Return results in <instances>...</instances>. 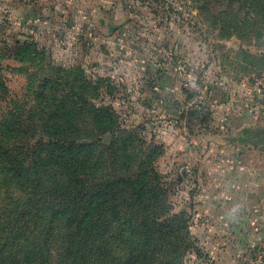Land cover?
<instances>
[{"label": "rangeland", "instance_id": "374dc122", "mask_svg": "<svg viewBox=\"0 0 264 264\" xmlns=\"http://www.w3.org/2000/svg\"><path fill=\"white\" fill-rule=\"evenodd\" d=\"M210 6L0 0V145L35 150L49 141L41 132L18 131L36 116L37 87L46 78L62 80L58 94L64 84L97 90L102 97L93 104L112 108L114 124L126 129L120 134L144 142L134 145L132 166L118 152V174L135 173L137 158L154 150L163 199L153 210L170 208L183 221L174 235L185 236L188 226L185 263L264 264V37L252 33L258 27L245 35L238 27L241 20L259 24L256 14ZM0 180V239L13 241L11 197L29 195L19 181ZM57 184L51 176L43 182L64 197ZM62 230L58 224L54 233ZM157 246L164 264L170 253L161 241Z\"/></svg>", "mask_w": 264, "mask_h": 264}, {"label": "trees", "instance_id": "16d2710c", "mask_svg": "<svg viewBox=\"0 0 264 264\" xmlns=\"http://www.w3.org/2000/svg\"><path fill=\"white\" fill-rule=\"evenodd\" d=\"M207 1L210 7L225 5L229 14H256L259 24L247 25L239 18L238 27L244 35L258 27L260 31L252 33L262 40L264 0ZM61 84L60 78H46L38 85L36 116L18 130L41 132L49 141L41 140L35 150L24 144L0 145V179L19 181L29 195L26 201L11 197L7 216H16L7 219L18 225L13 241L0 239V264H158V241L170 253L164 264H186L188 252L181 243L187 242L188 226H183L185 236L174 235L183 221L171 215L170 208L153 210L163 199L154 150L137 158L135 173L118 174V152L132 166L130 153L144 142L136 135L120 134L126 129L114 124L112 108L93 104L102 97L97 90L88 94L85 87L68 89L64 84L58 94ZM86 116L91 117L90 126L84 125ZM108 134L112 140L106 144L103 138ZM84 139L90 142L82 143ZM48 176L58 179L64 197L53 196L43 186ZM58 224L63 227L60 234L54 233Z\"/></svg>", "mask_w": 264, "mask_h": 264}]
</instances>
